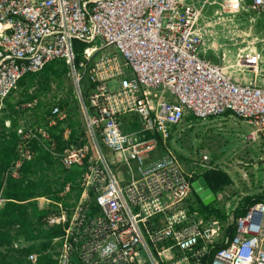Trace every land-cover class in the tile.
<instances>
[{"label":"built area","instance_id":"2783aa9c","mask_svg":"<svg viewBox=\"0 0 264 264\" xmlns=\"http://www.w3.org/2000/svg\"><path fill=\"white\" fill-rule=\"evenodd\" d=\"M236 2L264 16V0ZM201 17L192 0H0V114L26 74L63 60L83 123L70 142L67 112L57 102L39 123L22 114L36 99L15 107L17 159L4 180L18 177L35 146L62 168L81 171L75 191L67 183L57 200L37 199L52 212L44 228L61 234L26 262L202 264L219 245L210 264H264V200L240 217L232 209L226 221L204 219L189 205L194 171L170 145L186 115L205 121L229 113L253 128L247 139L264 153L262 64L244 50L234 73L214 63ZM75 42L85 45L79 62ZM59 123L69 142L61 150L49 131ZM199 157L209 170V155ZM6 201L0 195V207ZM23 247L0 246V264Z\"/></svg>","mask_w":264,"mask_h":264},{"label":"trees","instance_id":"16d2710c","mask_svg":"<svg viewBox=\"0 0 264 264\" xmlns=\"http://www.w3.org/2000/svg\"><path fill=\"white\" fill-rule=\"evenodd\" d=\"M84 46L80 42L74 43V49L78 55L77 62L80 60V53ZM66 77H68V67L65 62L63 60L52 61L44 66L40 72L26 74L19 81L20 91L18 94L21 98L12 103V96H9L4 101V108L0 114V195L7 201L0 209V246H11L14 242L19 241L26 244L27 247L16 251L17 255L10 253L12 250H9L6 255L1 256L2 264H6V261L11 264H30L25 260L27 255L31 253L41 254L47 250L51 240L61 234V228H44L45 220L52 212L47 208L40 209L37 199L46 197L57 200V193L67 183L71 184L73 191L77 189L76 180L81 173L80 169L62 168L50 154L38 149L35 145L37 155L33 160L25 162L21 166L18 177L8 176L5 180L3 179L17 159L18 137L15 128L17 127L18 113L15 107L36 99L38 101L36 108L30 110V113L27 110L22 114L30 120L29 122H42L44 116L48 114L47 105H50V103L42 100V97L50 91L53 82L56 83L57 89H60ZM32 89L34 91L30 92ZM57 104L68 114L65 124L71 129V142L78 133L83 132V129H78L82 125L78 119V102L73 95L68 94L66 98L58 99ZM225 115L229 116L230 114ZM6 122L10 123L9 128L6 127ZM62 123L49 130L52 138L56 141L58 150L69 144L62 138ZM200 178L214 194L232 185L228 174L218 168H209V170L203 171ZM195 200L203 210L209 211L215 218L222 221L226 220L224 212L210 209V206H204L197 197ZM263 200L264 195L247 196L243 198L242 204L238 205L233 215L240 217L251 205ZM234 234L235 228L234 225H231L227 228L226 236L230 239ZM219 247L216 245L214 248L218 249ZM215 249L202 261V264H210ZM50 263L52 262L48 257H42L38 261V264Z\"/></svg>","mask_w":264,"mask_h":264},{"label":"rangeland","instance_id":"374dc122","mask_svg":"<svg viewBox=\"0 0 264 264\" xmlns=\"http://www.w3.org/2000/svg\"><path fill=\"white\" fill-rule=\"evenodd\" d=\"M192 2L197 7H202L200 23L208 31L210 49L207 56L213 62L223 65L225 70L234 73L238 69L237 53L244 50L246 55L254 51L264 69L263 15L241 9L236 0H192ZM94 44L98 46L99 41ZM245 73L249 77L252 75L247 71ZM262 74L264 75V71ZM32 91L34 89L30 92ZM68 94L74 97L73 85L69 76L65 78L60 89H57L56 83L53 82L50 91L42 97V100L51 105L53 102H58L57 99L66 98ZM19 98L21 97L17 93L12 96L11 102L15 103V100ZM78 119L82 123L80 111H78ZM217 119L213 123L216 126L212 129L214 134H220L222 137L224 135V139H213L212 145L208 147L211 161L208 167L222 169L228 173L234 181V187L230 190L234 192L236 198L237 195L239 198L240 192L253 196L264 185V155L261 143H253L247 139L253 128L246 122L236 117H234L236 120L230 122L224 116ZM78 129H83V125ZM183 132L185 130L180 131L181 134L177 132L171 142L175 152L181 155L199 148L193 139L191 141L188 137L189 140H187ZM238 134L241 136L238 137ZM195 162L204 166H198L200 170H205L206 165L201 164L200 157L195 158Z\"/></svg>","mask_w":264,"mask_h":264},{"label":"crops","instance_id":"0c3cea01","mask_svg":"<svg viewBox=\"0 0 264 264\" xmlns=\"http://www.w3.org/2000/svg\"><path fill=\"white\" fill-rule=\"evenodd\" d=\"M224 117L229 122L232 121V120H236V119H234L233 115H231V114L229 116L224 115ZM217 120H218L217 118H214V119H209L207 121L206 120L205 121H201V120H196L193 117L187 115L186 118L183 120L182 124L180 125V127L178 128V131H177V132L180 133V131H184L185 130V132H183V135L187 138V140H189V138H190V140L192 141V139H193V141H195L196 145H198V147H199V148H197V149H195L192 152L187 153V154H182V155L181 154H177V153L176 154H177L178 157L180 156L182 158V160H181V158L179 157L180 161L185 165L186 170L194 171V178L191 181V191H190V195H189V205H190V207H191V209L193 211H197L198 214H200L204 219H208V218L214 217V216L211 215L209 211L203 210L198 205L197 200H195L196 197L198 199H199V197H198L197 193L195 192L194 188L192 187V185L193 184H198L200 186L205 185L207 187V184L203 181V179L200 178V176H201V174H202V172L204 170H200L198 168L197 162H195V158L199 157L200 152H205V153H207L210 156L208 147H210L212 145L211 142L213 141V139H217V138L218 139H220V138L224 139V135L222 137V135H220V134H214L215 132L212 129L213 127L216 126L213 123L215 121H217ZM176 133L174 134V136L176 135ZM174 136L171 138V142H172ZM237 136L240 137L241 135L238 134ZM170 145H171V143H170ZM262 153H263V149H262ZM263 155H264V153H263ZM263 163H264V161H263ZM222 171L226 172L225 170H222ZM231 181H232V185H230L229 187H226L223 191H218L216 194L213 193L215 195V200L210 205H208V206H210V209L219 210V211L224 212L225 216H226V220H227V217H229L231 215V210L233 209L235 211V209L238 207V205L242 204L243 198L248 196V195H245L243 192H240L239 193V198H238V195H237V198H236V196L234 195V192L230 190V189H232L234 187L233 186L234 185V181L232 179H231ZM263 191H264V185H263L262 189L259 190L258 193L253 194V196H256V195L257 196L258 195L262 196V195H264ZM220 193L224 194V201L223 202H219L217 200L218 194H220ZM233 203H235L234 206H233ZM204 206H206V205H204Z\"/></svg>","mask_w":264,"mask_h":264},{"label":"water","instance_id":"95a60500","mask_svg":"<svg viewBox=\"0 0 264 264\" xmlns=\"http://www.w3.org/2000/svg\"><path fill=\"white\" fill-rule=\"evenodd\" d=\"M192 187L194 188L195 192L197 193L199 199L201 202L208 206L215 200V195L211 192V190L206 187L205 185H198V184H193Z\"/></svg>","mask_w":264,"mask_h":264},{"label":"clouds","instance_id":"9594fccd","mask_svg":"<svg viewBox=\"0 0 264 264\" xmlns=\"http://www.w3.org/2000/svg\"><path fill=\"white\" fill-rule=\"evenodd\" d=\"M37 203H38V207H39V202L37 201ZM4 204H5V203H4ZM4 204H3V205H4ZM2 207H3V206H2ZM2 207H0V209H1ZM41 209H45V208H41ZM14 243H17V244L20 245V246H24L23 248H26V247H27L26 244L20 243L19 241L14 242ZM14 243H13V244H14ZM13 244H12V245H13ZM12 245H11V246H12ZM11 246H8V247H11ZM20 250H21V249L12 250V252L15 253L14 255H17L16 253H17L18 251H20ZM16 251H17V252H16Z\"/></svg>","mask_w":264,"mask_h":264}]
</instances>
